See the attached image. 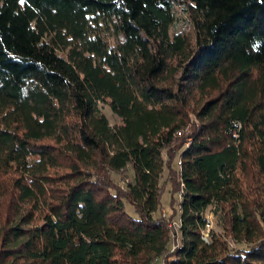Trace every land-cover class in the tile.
Listing matches in <instances>:
<instances>
[{
  "label": "trees",
  "instance_id": "1",
  "mask_svg": "<svg viewBox=\"0 0 264 264\" xmlns=\"http://www.w3.org/2000/svg\"><path fill=\"white\" fill-rule=\"evenodd\" d=\"M160 256L264 264V0H0V264Z\"/></svg>",
  "mask_w": 264,
  "mask_h": 264
},
{
  "label": "rangeland",
  "instance_id": "2",
  "mask_svg": "<svg viewBox=\"0 0 264 264\" xmlns=\"http://www.w3.org/2000/svg\"><path fill=\"white\" fill-rule=\"evenodd\" d=\"M176 22L173 24L172 28H171V33L173 35H175L176 33H179L180 31H187V30H191L192 29V24H191V20L190 18H188V14L187 12L185 11L184 9V5L183 4H180V5H177L176 7ZM102 106V110L104 111V113L107 115L108 117V120H110V123L111 125H121L123 124V120L118 117L112 110V108H110V106L105 103V104H101ZM177 163V161H176ZM177 165V164H176ZM134 173H133V169L131 167V165H129L126 169V173L125 175H121L119 173H113L112 177H114V180L119 183V185L123 186V187H126L127 183H128V180L130 181H134ZM168 178H169V175H168V171L167 169L165 170V172L163 173V178L161 180V182H165V181H168ZM166 192H164L163 196H162V207L157 211L156 215L160 214L161 216V213L162 212H166L167 216H171V214H173V218L175 217H178L179 216V210H178V204L175 200V205L172 206L170 203H171V185L170 183L168 182L167 183V186H166ZM177 201H178V198H179V195H177ZM125 205H127V210L128 212H130L131 214L133 215H137V213L135 212V209H134V206L130 203V202H127L125 201ZM177 206V209H175V207ZM212 207H210V209L208 210V212H212ZM213 231H218V232H221L224 234V231L222 230L221 226L219 225V218L216 217L215 215V218H214V221H213V228H212ZM175 242V239L172 238V244ZM232 245L234 247H239V246H243V245H239V244H236V243H233L232 242ZM154 264H164V261H163V258L162 256L158 257Z\"/></svg>",
  "mask_w": 264,
  "mask_h": 264
},
{
  "label": "built area",
  "instance_id": "3",
  "mask_svg": "<svg viewBox=\"0 0 264 264\" xmlns=\"http://www.w3.org/2000/svg\"><path fill=\"white\" fill-rule=\"evenodd\" d=\"M179 161V168H181L182 166V161ZM182 190H184V183H182L181 185ZM182 194V191L179 195ZM161 217L168 219L169 220V227L171 229V232H173V238L175 239V242L173 243V247H176L180 244L181 242V232H180V228L182 227V218H180V216L175 217V218H169V216H167L166 212H162L161 213ZM205 219H206V227L202 230L203 232V239L206 241H209L210 239V230H212L213 228V221L215 218V213L213 212H206L204 215Z\"/></svg>",
  "mask_w": 264,
  "mask_h": 264
}]
</instances>
